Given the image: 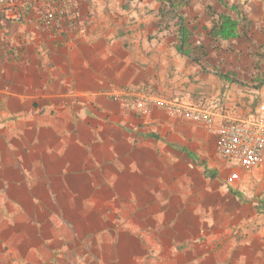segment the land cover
Returning <instances> with one entry per match:
<instances>
[{
  "label": "crops",
  "instance_id": "crops-1",
  "mask_svg": "<svg viewBox=\"0 0 264 264\" xmlns=\"http://www.w3.org/2000/svg\"><path fill=\"white\" fill-rule=\"evenodd\" d=\"M54 1L50 27L32 2L0 25V264H264V162L233 166L215 131L264 94V0H189L166 29L158 0Z\"/></svg>",
  "mask_w": 264,
  "mask_h": 264
},
{
  "label": "built area",
  "instance_id": "built-area-1",
  "mask_svg": "<svg viewBox=\"0 0 264 264\" xmlns=\"http://www.w3.org/2000/svg\"><path fill=\"white\" fill-rule=\"evenodd\" d=\"M30 2L42 25L50 27L56 17L54 0H0V12L5 11L7 17L19 21L24 17L23 6ZM150 96H152L150 100L157 106L165 108L170 115L200 121L208 127L215 125L214 113L205 106L204 102L167 98L160 94ZM138 97V95L135 99L121 97V100L128 107L145 110L146 101ZM215 131L218 136L219 156L229 160L233 166L250 171L262 164L264 162V94L254 113L237 119L224 116L216 125ZM230 180L240 181V171H232Z\"/></svg>",
  "mask_w": 264,
  "mask_h": 264
},
{
  "label": "trees",
  "instance_id": "trees-1",
  "mask_svg": "<svg viewBox=\"0 0 264 264\" xmlns=\"http://www.w3.org/2000/svg\"><path fill=\"white\" fill-rule=\"evenodd\" d=\"M161 2V7L158 10V15L160 16V26L162 28H169L170 26L177 25L174 18L179 10V7L186 5L189 0H158ZM26 3L23 7H27ZM32 7V4H31ZM29 9V8H28ZM55 11H57L55 7ZM180 20H183L182 16L179 17ZM16 21L10 17L6 16L5 11L0 12V25L5 22ZM20 21V20H19ZM4 23V24H5ZM182 26V24L180 25ZM239 21H236L230 17L220 15L218 18L214 19L213 25L211 27V35L214 37H221L224 39L235 37L238 34ZM187 55H192L189 52H184Z\"/></svg>",
  "mask_w": 264,
  "mask_h": 264
},
{
  "label": "rangeland",
  "instance_id": "rangeland-1",
  "mask_svg": "<svg viewBox=\"0 0 264 264\" xmlns=\"http://www.w3.org/2000/svg\"><path fill=\"white\" fill-rule=\"evenodd\" d=\"M258 183L259 184H257L256 186L257 187H259V188H261V194H263L264 193V177L262 178V180H261V182L260 181H258Z\"/></svg>",
  "mask_w": 264,
  "mask_h": 264
}]
</instances>
